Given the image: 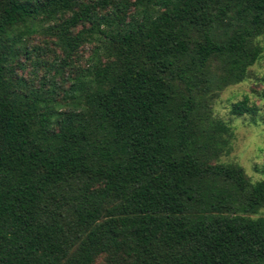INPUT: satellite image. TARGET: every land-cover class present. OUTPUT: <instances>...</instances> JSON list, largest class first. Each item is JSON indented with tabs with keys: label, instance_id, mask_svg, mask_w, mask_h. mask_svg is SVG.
I'll return each mask as SVG.
<instances>
[{
	"label": "trees",
	"instance_id": "16d2710c",
	"mask_svg": "<svg viewBox=\"0 0 264 264\" xmlns=\"http://www.w3.org/2000/svg\"><path fill=\"white\" fill-rule=\"evenodd\" d=\"M34 33L65 65L96 45L64 112L3 79ZM262 34L264 0H0V264H264V178L209 163L227 130L207 104Z\"/></svg>",
	"mask_w": 264,
	"mask_h": 264
},
{
	"label": "rangeland",
	"instance_id": "374dc122",
	"mask_svg": "<svg viewBox=\"0 0 264 264\" xmlns=\"http://www.w3.org/2000/svg\"><path fill=\"white\" fill-rule=\"evenodd\" d=\"M95 1L84 0L85 3ZM134 12L131 10L130 14ZM66 17H69V14ZM88 27V23H80L71 30V33L75 34ZM256 40L263 46V51L261 57L247 69L244 80L210 94L207 99L211 119L222 122L227 130V133H222L227 139L225 147L223 150L211 149L217 152V155H213L209 163L230 162L240 165L252 182L264 178V34ZM23 44L25 53H21L10 63V56L7 57L8 61L2 72L4 81L8 76L14 81L12 90L15 88L47 90L51 87L55 98L54 107L59 112L68 110L72 101L67 91L78 73H83L97 63L99 54L95 52L96 45L83 44L65 65L61 62L63 55L55 44L54 36L30 34L24 38ZM245 98L250 109L242 114L233 113V104ZM54 129L58 130L59 127L54 125ZM105 139L102 133L94 137L92 148L94 145L102 144ZM209 143L215 146L214 140ZM258 216H264V208H261L256 217ZM97 262L103 263V257Z\"/></svg>",
	"mask_w": 264,
	"mask_h": 264
}]
</instances>
